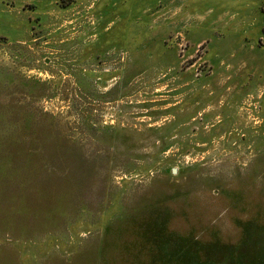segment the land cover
Returning <instances> with one entry per match:
<instances>
[{
  "label": "rangeland",
  "instance_id": "obj_1",
  "mask_svg": "<svg viewBox=\"0 0 264 264\" xmlns=\"http://www.w3.org/2000/svg\"><path fill=\"white\" fill-rule=\"evenodd\" d=\"M0 264H264V0H0Z\"/></svg>",
  "mask_w": 264,
  "mask_h": 264
}]
</instances>
